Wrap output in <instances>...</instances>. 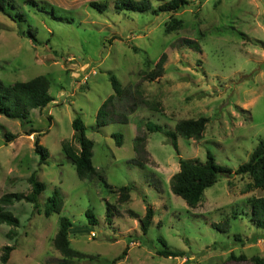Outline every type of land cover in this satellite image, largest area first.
<instances>
[{
	"label": "rangeland",
	"instance_id": "obj_1",
	"mask_svg": "<svg viewBox=\"0 0 264 264\" xmlns=\"http://www.w3.org/2000/svg\"><path fill=\"white\" fill-rule=\"evenodd\" d=\"M8 1L15 4L11 14L23 18L0 11V80L46 76L53 100L30 109L24 122L0 113V196L28 193L32 174L45 183L37 208L23 199L5 207L19 221L15 227L0 223V256L4 246L13 248L5 264L59 262L63 254L54 239L62 216L70 221L68 246L82 254L73 257L75 264H252L251 255L264 257V228L245 214L249 198L264 197V190L248 189L250 176L233 172L264 138V0H188L178 12L157 10L167 0H150L143 11L116 10L115 0ZM90 1L107 7L100 11ZM60 16L65 19L54 18ZM173 17L182 25L166 32ZM163 54L164 72L149 79ZM111 75L124 93L113 97L109 118L98 126L97 111L114 94ZM198 116L208 119L203 135L178 136L176 153L165 132ZM75 117L93 141L91 178H79L62 151L64 142L79 147ZM147 123L162 130L150 132ZM113 133L121 135L120 146ZM7 134L14 138L6 141ZM35 137L48 149L44 163L34 152ZM136 137H143L139 152ZM207 151L232 173L220 174L190 207L172 194L170 178L180 158L204 162ZM126 185L132 186L129 199L119 202L118 189ZM54 189L62 208L47 216ZM107 204L113 205L109 222ZM147 207L154 216L143 234ZM87 209L96 215L94 226L87 224ZM226 218L228 229L213 227ZM163 247L184 255H158Z\"/></svg>",
	"mask_w": 264,
	"mask_h": 264
},
{
	"label": "trees",
	"instance_id": "obj_2",
	"mask_svg": "<svg viewBox=\"0 0 264 264\" xmlns=\"http://www.w3.org/2000/svg\"><path fill=\"white\" fill-rule=\"evenodd\" d=\"M33 1V0H32ZM90 6L92 8L98 9L100 11L107 7L106 3H100L97 1H90ZM188 4V0H167L157 7L159 12L161 11H176L178 12L181 8ZM13 2L8 0H0V11L7 14L10 19L21 20L23 18L22 14L16 13L13 16L9 8L14 7ZM114 7L116 10H132V11H143L149 10L151 7L150 0H115ZM57 19H65L64 17H54ZM182 25L181 20H177L173 17L169 22H167L165 31L169 32L174 28H178ZM29 37L35 41L39 42L36 38L34 32L29 31ZM189 45L196 47L197 42L191 40ZM165 55H161L155 64V69L149 72L147 75L149 79H154L159 77L164 72L163 61ZM111 86L113 88L114 94L110 95L103 103L100 105L96 114V123L98 126L105 124L108 117V111L106 106L112 101L113 97L117 95L122 96L124 89L121 87L120 83L116 79V76L111 75L109 77ZM53 100V97L49 94V80L46 76L39 75L32 77L25 81H17L12 84H6L0 80V113L5 115L7 118L19 119L23 122L27 120L30 109H42L48 103ZM208 119L203 116H198L197 118H188L180 120L176 123L174 129H169L165 132V135L169 138L171 144L173 145L176 153L177 148V137L180 136L184 139L194 138L198 139L203 135L205 130V125ZM72 127L74 129L73 138L78 143V149H75L68 142L62 144L63 153L69 158L74 164L75 171L79 178H91L96 175V169L93 167L92 161V147L93 141L87 138L84 134L85 125L80 117H75L72 121ZM147 129L151 131H161L162 128L159 125H154L147 123ZM33 130L29 131L31 133ZM34 132V131H33ZM115 138V143L117 146L121 145V135L113 133ZM6 141H11L14 136L7 134L5 136ZM143 141V137L135 138V151L139 152L143 149V146L139 147L137 144ZM34 152L39 155V163H44L49 152L46 147L39 144L38 138L34 139ZM234 174L250 176L251 183L247 185L248 189L256 188L264 190V138H260L249 158L246 162L239 164L233 171ZM232 169L229 166L222 165L218 163L214 155L210 152H206V159L204 162L201 160L194 159H179L178 170L170 178V187L172 194L182 198L186 204L190 207H195L203 198V193L209 187L213 186L220 174L230 175ZM29 181L31 182L32 188L26 194L23 193H6L0 196V223H5L10 226H17L19 221L14 216V214L7 210L5 207L11 205L13 201L25 200L31 202V204L37 208L38 206V196L45 188V183L37 180L34 174L29 176ZM103 180V179H102ZM105 182V181H104ZM105 184H108L105 182ZM132 190L131 185L122 186L118 189V201L125 202L129 199V192ZM250 210L248 215L250 222L257 228H264V197H251L248 200ZM113 205L107 204L106 217L105 220L108 222L111 220ZM62 208V199L58 189H54L52 194L47 197V203L45 206V215H50L52 212L60 213ZM238 212L234 211L231 218H236ZM87 224L89 226H94L97 224L96 215L92 210H86ZM154 216V211L151 207H147L145 216L141 218V230L143 234H146L148 228L151 224V219ZM229 219H225L222 222H216L213 227L216 230L225 231L229 228ZM70 227V221L62 216L59 218V227L54 239V246L63 254V258L59 262L54 264H75L72 262L73 257H80L77 251L71 249L68 241V229ZM162 239V238H161ZM236 240H241L239 235H235ZM163 245H166L165 241H162ZM168 247V246H167ZM163 247V249L156 250L158 255L170 256V257H181L184 255L182 251H171L169 248ZM13 248L11 246H4L2 248V255L0 256L1 264H5L8 260L10 251ZM125 254V250L118 256L122 258ZM118 258H115L118 259ZM230 258H235L238 260L246 259L247 257L243 254L234 256L230 254ZM252 264H264V257L259 255H251L249 257ZM114 260V261H115Z\"/></svg>",
	"mask_w": 264,
	"mask_h": 264
}]
</instances>
